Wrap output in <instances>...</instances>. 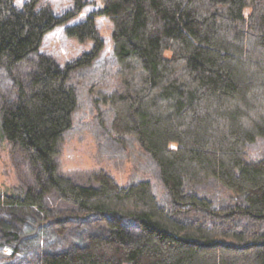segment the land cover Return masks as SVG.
<instances>
[{"label":"trees","instance_id":"trees-1","mask_svg":"<svg viewBox=\"0 0 264 264\" xmlns=\"http://www.w3.org/2000/svg\"><path fill=\"white\" fill-rule=\"evenodd\" d=\"M99 14L113 24L110 55L100 58L89 16L67 31L93 49L61 67L38 49L66 18L0 0V70L11 81L0 141L34 175L0 192V209L40 217L28 261L264 264V0H103ZM77 117L100 156L134 162L130 181L59 175L58 146ZM211 182L228 201L204 193ZM51 193L65 217L51 218ZM7 228L0 238L18 236ZM5 246L0 264H14L17 246Z\"/></svg>","mask_w":264,"mask_h":264},{"label":"rangeland","instance_id":"rangeland-1","mask_svg":"<svg viewBox=\"0 0 264 264\" xmlns=\"http://www.w3.org/2000/svg\"><path fill=\"white\" fill-rule=\"evenodd\" d=\"M30 2H34L35 9L50 6L57 17L66 18L62 24L45 34L38 49L39 55L47 56L61 67H65L68 63L89 53L93 49L95 41L93 39L81 40L67 31L69 26L77 24L89 16L95 18L96 29L104 41L100 58L110 55L113 44V24L109 17L99 14L103 9V0H15L18 7H23L24 4ZM8 76L0 70V98H5V100L11 96V81ZM81 104L86 106V102ZM87 119V117L75 118L72 129L65 133L63 141L59 144V150L55 157L59 175L70 178L80 185L95 186L97 185V176L107 173L112 175L118 183H127L133 177L134 162L112 160L100 156L96 142L84 129ZM33 177L29 162L20 154V151L1 140L0 192L9 193L16 187L28 186L33 183ZM202 189L205 194L213 197L217 202L228 201L226 193L217 190V185L215 186L213 182L205 185ZM46 204L51 209V218L52 214L54 218L58 217L57 219H59L69 213L68 204L62 202L56 193H51L47 197ZM62 209L60 216L56 215ZM28 217L31 218L30 215L20 212L10 214L7 209H0V227L7 223L9 225L7 229L18 234L17 237L1 235L0 238V242L8 241L11 246H17L14 264H31L28 259L34 257L41 249L42 240H39V237L42 238L44 235L34 231V226L40 217L33 216L34 224L27 220ZM63 241L69 245L72 238L69 236L63 238ZM10 250L11 248L8 246L0 247V255H6V253H10Z\"/></svg>","mask_w":264,"mask_h":264}]
</instances>
